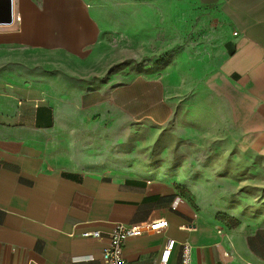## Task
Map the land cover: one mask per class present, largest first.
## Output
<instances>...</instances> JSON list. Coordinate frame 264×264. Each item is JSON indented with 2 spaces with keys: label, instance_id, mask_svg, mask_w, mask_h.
<instances>
[{
  "label": "crops",
  "instance_id": "obj_1",
  "mask_svg": "<svg viewBox=\"0 0 264 264\" xmlns=\"http://www.w3.org/2000/svg\"><path fill=\"white\" fill-rule=\"evenodd\" d=\"M10 2L11 22L0 24V264H102L116 223L158 219L167 226L124 242L127 264H156L167 238L190 244L192 264H264V0ZM130 20L152 32L176 22L189 40L165 75L103 80L100 35ZM180 112L182 159L169 143L165 172L111 154L127 124Z\"/></svg>",
  "mask_w": 264,
  "mask_h": 264
},
{
  "label": "rangeland",
  "instance_id": "obj_2",
  "mask_svg": "<svg viewBox=\"0 0 264 264\" xmlns=\"http://www.w3.org/2000/svg\"><path fill=\"white\" fill-rule=\"evenodd\" d=\"M139 26L140 23L134 20L111 22L110 31L100 35L97 55L103 63L108 64L103 80L109 79L112 83L128 82L142 74L165 75L174 51L180 50L189 40L188 37L182 36V31H178L176 22L173 23L175 31H167L166 22H159L158 32H152L146 27L138 29ZM126 126V139L120 142L112 140L110 152L120 157L126 165H130L131 170L146 167L157 170L163 168L165 172L169 143L174 150L175 161H181L183 146L181 112L175 120L164 125L135 121ZM115 146L118 148H114ZM136 161H139V164L135 167ZM229 200L233 204L239 201L246 203V199ZM243 206L245 208V205ZM228 223H231V220Z\"/></svg>",
  "mask_w": 264,
  "mask_h": 264
},
{
  "label": "built area",
  "instance_id": "obj_3",
  "mask_svg": "<svg viewBox=\"0 0 264 264\" xmlns=\"http://www.w3.org/2000/svg\"><path fill=\"white\" fill-rule=\"evenodd\" d=\"M167 226V221L158 219L145 222L139 225H126L116 223L111 229L108 244L102 249V264H127L123 257V245L128 238L137 237L145 232L159 231ZM84 237L91 236L99 238V232L83 233ZM176 245H179V263L192 264L191 246L188 242H177L173 238H167L164 247L158 257L156 264H169L172 252Z\"/></svg>",
  "mask_w": 264,
  "mask_h": 264
},
{
  "label": "water",
  "instance_id": "obj_4",
  "mask_svg": "<svg viewBox=\"0 0 264 264\" xmlns=\"http://www.w3.org/2000/svg\"><path fill=\"white\" fill-rule=\"evenodd\" d=\"M12 6L10 0H0V24L10 23Z\"/></svg>",
  "mask_w": 264,
  "mask_h": 264
}]
</instances>
